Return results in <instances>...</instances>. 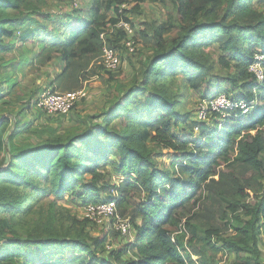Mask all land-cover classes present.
Segmentation results:
<instances>
[{"label": "trees", "instance_id": "1", "mask_svg": "<svg viewBox=\"0 0 264 264\" xmlns=\"http://www.w3.org/2000/svg\"><path fill=\"white\" fill-rule=\"evenodd\" d=\"M50 1L73 10L62 17L44 11ZM145 1L86 0L79 8L69 0H0L1 103L10 105L5 90H14L15 74L26 69L47 78L40 93L81 90L99 69L115 88L106 111L83 117L84 128L33 127L29 101L11 134L12 119L0 121V169L4 153L11 157L0 170V264H216L210 257L218 254L234 256L230 264H264V63L262 81L250 72L256 54H264V0H151L169 4L171 15L136 27L128 13L140 15ZM135 45L139 67L121 76L120 52L133 55ZM213 45L234 69L227 77L215 74L205 51ZM105 48L119 55L113 71L100 65ZM212 88L245 102L249 113L233 108L202 121L183 110L186 89L205 100ZM176 130L191 134L183 140ZM163 149L174 153L158 167L153 155ZM66 194L82 202L85 218L58 211ZM51 196L45 213L41 201ZM113 202L131 228L111 236L134 233L116 249L108 235H91L107 218L89 212Z\"/></svg>", "mask_w": 264, "mask_h": 264}, {"label": "rangeland", "instance_id": "2", "mask_svg": "<svg viewBox=\"0 0 264 264\" xmlns=\"http://www.w3.org/2000/svg\"><path fill=\"white\" fill-rule=\"evenodd\" d=\"M257 1L258 0H256L255 2L257 3ZM85 3H86V0H77V6L75 7H79V8L84 7ZM132 7L133 6H131L130 4L126 6V9L130 11ZM43 10L50 12V13H54L55 15L62 17L61 15H64L66 13L68 14L69 12H71L73 10V7L68 4L57 5V4H54L52 1H50L48 8H43ZM171 12L172 10L169 4L163 5L159 1L153 2L151 0H147L141 4V14L140 15H135L129 12L128 17L130 21L134 23V26L139 27L140 24L144 22H157V21L163 22L168 19V17L171 15ZM40 20L41 22L46 21L45 18H40ZM27 23H29V21ZM49 28H52V29L55 28L56 30H59V26H54L53 23L49 26ZM21 45H22V42L19 43V46ZM135 47L137 50L134 52L135 54L133 55L129 54L128 51L120 52L121 58L123 57L120 71L124 73V74H121V76L130 75L133 71H135L136 68L139 67V61H141L142 58L140 60V55L138 51L141 48L140 46H136V45ZM205 49H206L205 50L206 53L208 55H211L213 61H215V74L216 75H219L224 78L234 72V69L228 71V69L221 63L220 58H222L223 55L217 49L216 45L205 47ZM128 57H130L131 59L128 60L127 59ZM6 59H9V56L6 57ZM52 67L55 69L56 68L59 69L60 65L55 64ZM56 73L57 72L52 70L50 80L51 79L53 80V78H55ZM15 75L18 77L20 83L17 85V87L14 90L8 92V94H7L8 89H6L5 90L6 93H4L3 95L4 100L9 101L10 105L6 106L4 105V103L0 102V121L7 117L11 118L13 121V124H12L13 126L9 127L10 132L7 135L11 134V131L13 132L14 124L17 121H24V118L18 113H20L23 110V107L27 105L28 101L31 105V109L27 111L28 117L30 121H33L34 118L36 119V122H33L34 124L33 127H36V125H40V124L53 125V126L61 125V131L63 132L69 129L71 126H75V125L79 128L81 126L84 128V124H83L84 118L83 117L87 115L103 113L104 111H106L109 108V102L107 103V101L111 99L113 95H115V88H113V90L110 91V89L106 86V83L102 82V77L106 78L108 76L102 69H99L98 70L99 76H96L95 78H93L88 84V86H86V89L88 92L87 98L78 103L77 108L75 109L74 113H70L68 116L64 118L51 117L50 115L42 112L37 107V102L42 94L37 90V88L42 87V85L47 87V82H46L47 78L43 75H40L39 73L31 72V70L29 69L25 70V75H23L22 73L15 74ZM40 77L42 78V82L37 81V78H40ZM212 81L215 84H218L220 82L219 80H215L214 76L212 78ZM178 86L182 87V78L178 80ZM45 89L48 90L47 88ZM218 95H227L231 99L230 94H227L226 92H223V91H217L215 90V88H212V92L210 93L209 96L217 97ZM183 97H184L183 110L188 111L190 115H193L194 117H196L197 111L200 109L201 105L204 103L202 101L203 100L202 96L191 90L186 89L183 92ZM119 120H121V118H118L116 122H120ZM206 123H210V122H206ZM179 131H180L181 139L183 140L188 139L189 135L191 134L190 132H185L186 135L182 136L181 130H176V133H178ZM28 135L30 134L24 133L23 137L27 138ZM173 153L174 152L171 150H164L162 154H159V155L154 154L153 157L155 161L157 162L158 167L168 166L172 160L171 157ZM4 154L6 155V164L3 165L4 167H2L0 170L8 166L10 162L11 157L9 153H4ZM108 169L111 173L110 168ZM89 178L90 176H87V179ZM112 179L113 181H116L118 179H122V177H113ZM262 182L264 183V179L262 180ZM261 197L262 196L258 198L260 199ZM52 200H53V196L42 199L40 206L44 207L45 213L48 212L49 204L52 202ZM256 201H258L256 198L251 200L252 203H256ZM57 204H58L59 212H64L65 215L72 214L73 216H76L79 219L85 218V210L83 208L82 202L78 200L77 201L72 200L68 196V194H66L65 198L62 201H57ZM67 217L63 216L62 218L64 219L62 220H64L65 222H69L68 220H66ZM111 230L113 229H109L108 226H105L103 228L96 227L91 232V235L94 238H100V239L103 238L105 235H108L110 239V241L108 242L109 243L108 247H110L111 249H116L117 247L119 246L121 247L122 245L123 246L128 245L134 239V237L132 236L134 235L133 232H131L126 237H122V236L118 237V235L111 236ZM189 237L190 235H187V238ZM260 249H261L260 261L264 263V230L262 231V235L260 238ZM104 254L105 252L103 253V255ZM194 259L196 260V257H194ZM210 259L214 260L216 264H230L233 261L234 256L226 257V256H222L221 254H218L216 256H211Z\"/></svg>", "mask_w": 264, "mask_h": 264}, {"label": "built area", "instance_id": "3", "mask_svg": "<svg viewBox=\"0 0 264 264\" xmlns=\"http://www.w3.org/2000/svg\"><path fill=\"white\" fill-rule=\"evenodd\" d=\"M66 1V0H60ZM73 2L74 6H77V0H69ZM123 26V24H120ZM126 29L131 33L132 31L128 26H125ZM104 38V35L101 37ZM130 47L132 42L129 43ZM264 56H257L255 61L250 66V72L254 73L258 80H263V71H262V61ZM121 63L118 53L113 49H104L103 60L100 65H103L108 71H113L119 67ZM88 92L86 87L78 91H70L66 93H60L52 91L51 89L45 90L42 92L38 102L37 107L50 116H65L68 115L72 109L86 99ZM201 105L198 116L200 120H206L212 113H223L227 110H233V108H241L244 113L250 111V107L245 102H235L230 99L227 95H218L217 97H211L203 101ZM116 203L111 204H99L96 207H90L89 212L92 218L101 219L103 217L107 218V222L104 226H108L109 229L120 231L123 235L129 233L131 224L128 219H122L117 214L115 215ZM115 215V217H114ZM114 217V218H113Z\"/></svg>", "mask_w": 264, "mask_h": 264}, {"label": "clouds", "instance_id": "4", "mask_svg": "<svg viewBox=\"0 0 264 264\" xmlns=\"http://www.w3.org/2000/svg\"><path fill=\"white\" fill-rule=\"evenodd\" d=\"M257 56H264V54H260V53H258V54H256V57ZM256 57H255V59H256ZM255 61V60H254ZM263 63H264V60L262 61V67H263ZM252 65V64H251ZM263 71V70H262ZM211 98V97H210ZM232 99V98H231ZM206 100V99H205ZM233 100V99H232ZM202 101H204V100H202ZM199 111V110H198ZM198 111H197V115H198ZM224 114H225V112H223ZM213 114H215V113H212V114H210V115H213ZM217 114H222V113H217ZM209 115V116H210ZM198 118H199V116H198ZM208 119V118H207ZM206 119V120H207ZM202 121H205V120H202Z\"/></svg>", "mask_w": 264, "mask_h": 264}, {"label": "water", "instance_id": "5", "mask_svg": "<svg viewBox=\"0 0 264 264\" xmlns=\"http://www.w3.org/2000/svg\"><path fill=\"white\" fill-rule=\"evenodd\" d=\"M8 150L10 151V146H9V149Z\"/></svg>", "mask_w": 264, "mask_h": 264}]
</instances>
